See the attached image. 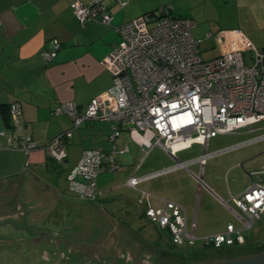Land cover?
Wrapping results in <instances>:
<instances>
[{"label":"crops","instance_id":"obj_1","mask_svg":"<svg viewBox=\"0 0 264 264\" xmlns=\"http://www.w3.org/2000/svg\"><path fill=\"white\" fill-rule=\"evenodd\" d=\"M81 1L88 3L92 0ZM70 2L0 0V131L6 133L5 137H0V226L7 225L12 230L15 226L26 227L35 231L30 239L38 241L39 238L42 243L49 239L69 242L79 260H89L94 264H102L103 261L105 264H144L145 259L158 262L162 255H167L172 264H214L264 254V225L257 227L253 237L244 236L243 232L252 229L255 221L245 229L241 219L246 218L231 200V196L240 195L252 183L264 185V176L249 178L248 173L244 172L242 176L240 172V168L245 170V165L258 164V170L264 166V157L252 160L263 147L248 150L245 154L234 152L239 149L244 151L246 147L264 141L261 138L264 134L235 140L234 145L210 154L206 147V161L231 152L217 163L218 179L226 184L217 194L203 182L206 161L202 168L196 162L201 155L185 162L188 167L175 183L176 193L150 191L154 196L181 205L186 212L187 224H195L194 234L196 236L199 231L200 240L225 232L228 224L240 230L245 240L239 248L224 252L209 250L210 247L202 242L201 250L192 249V255H187L181 248L163 247L160 238L145 231L146 225L159 228L146 220L143 207L138 202L141 184L167 176L179 168L142 180L136 189L128 187L126 181L131 175L143 178L175 165L158 170H153L152 166L143 167L144 161L140 163L138 158L142 153L139 146L132 141L127 130L122 129L117 144H126L129 151L116 156L117 171L115 174L105 171L99 175L95 202L74 203V198L66 195L68 172L76 166L82 152L93 149L107 152L111 149L108 140L111 125L104 121H86L73 128L66 115H53L54 108L64 102H74L83 109L90 100L111 87L112 76L102 62L118 46L120 37L117 29L122 24L158 9H165L172 17L188 18L194 22V17L210 13L217 7H227L230 13H236L234 19L238 21L229 20L232 25L214 35L215 45L209 49H216L217 53L210 54L209 58L219 55L222 48L217 46L215 38L223 32H240L252 48L264 52L263 45H254L247 35V32L251 36L255 33L239 23L254 17L264 21V0H119L120 3L108 0V12L112 15L109 25L99 22L81 25L69 8ZM52 40H57L60 48L50 61L45 62L41 53L49 49ZM202 45H205L204 42ZM207 47L203 50L207 51ZM13 103L18 104L21 110L23 131H27L37 145L27 155L16 149L17 139L6 148L11 130L6 126L3 110ZM69 130L71 136L63 140L66 158L55 162L44 147ZM194 145L201 147L203 152L201 145ZM199 174L202 184L196 179ZM203 189L211 196L218 211L203 199ZM229 203L234 205V210ZM194 212V218H191ZM22 215H25V221L21 220ZM83 215H88L89 219ZM220 217L228 218L223 225L220 221L218 227L211 228L210 224L219 221ZM37 232H40V237H35ZM17 239L18 234L13 235V240ZM166 241L172 245L169 240ZM150 253L158 260L150 258ZM175 253L184 256L172 258Z\"/></svg>","mask_w":264,"mask_h":264},{"label":"built area","instance_id":"obj_2","mask_svg":"<svg viewBox=\"0 0 264 264\" xmlns=\"http://www.w3.org/2000/svg\"><path fill=\"white\" fill-rule=\"evenodd\" d=\"M107 1L71 0L69 7L81 25L88 22L109 25L112 15ZM194 25L188 18L170 16L165 9L122 24L117 29L118 46L102 62L112 76L111 87L83 109L74 102L54 108L53 115H66L73 128L86 121L111 124L108 138L111 149L82 152L68 173V189L72 194L85 201H96L99 175L116 172V156L129 151L126 144H117L122 129L127 130L145 156L153 147H159L176 161L174 167L143 178L131 175L126 185L136 189L142 180L176 168L187 169L188 163L178 160L177 152L194 144L201 145L203 152L196 162L202 168L208 158L206 147L210 139L241 129L251 132L252 126L264 121V52L252 48L240 32H223L215 38L217 46L222 48L219 55L203 60V40L193 36ZM206 38L214 36L208 34ZM59 48L60 43L52 40L49 49L41 53L44 61H50ZM8 114L12 131L6 148L17 139L16 149L27 155L37 145L21 127L19 105L10 104ZM5 136L1 130L0 137ZM70 136L71 130L44 147L53 161L62 162L66 158L63 140ZM247 176L259 179L264 176V166ZM196 179L202 184L200 174ZM231 200L246 218L241 219L245 229L264 217V185L252 183L240 195L231 196ZM138 202L146 220L166 231L173 245L192 246L197 241L195 224L188 227L186 212L178 203L146 191H140ZM203 241L217 249L242 245L244 237L240 230L228 224L225 232Z\"/></svg>","mask_w":264,"mask_h":264},{"label":"rangeland","instance_id":"obj_3","mask_svg":"<svg viewBox=\"0 0 264 264\" xmlns=\"http://www.w3.org/2000/svg\"><path fill=\"white\" fill-rule=\"evenodd\" d=\"M229 10L230 8H227V7L225 8L217 7V8L212 9L210 13L205 12L198 18L194 17V23L196 24V26L192 29V34L194 35L195 38H199L203 40L205 44L201 46V56L203 60H208L210 57V54L214 55L217 53L216 49L215 51H211V49H209L210 47L215 45L214 39L206 38V36L208 34H211L214 36L218 31L225 30V28H228L229 26H231L232 24L230 25L229 20L238 21V19H234V15H236V13L233 15L232 13L229 12ZM243 21H248V19L242 20V22ZM242 22H239V23H241L243 27H246L248 28V31L252 30L255 33L253 36H251V34L247 32L248 33L247 35L251 39L252 43L254 45L261 44L264 47V21L263 20L260 21L259 19L254 17L253 19H250V21L248 22H243V23ZM206 47H207V51H204L203 49H205ZM251 128L254 131V133H249L247 132L246 129H241V130L236 131L235 133L218 135L217 137L210 139L207 144V152L210 154L211 152H215L222 148L234 145L236 143L235 140H238V139L239 140L240 139H250V138H254L256 136H260L264 134V121L252 126ZM262 147H263V150L260 152V154L255 155L252 159V160H256L257 158L264 157V141H261L249 147H246L247 149H245L244 151H240L241 149H239L234 152L239 151L240 153L242 152L243 154H245L247 153L248 150H253L255 148H262ZM201 153H202V148L197 145H193L192 148L186 151H181L177 153L176 157L180 161L186 162L189 159L198 157L199 155H201ZM229 153L231 154V152ZM229 153H226V154H229ZM226 154H223L222 156L219 155L220 157L216 156L213 158H209L206 161V164L204 167L203 182L210 189H212L215 193L217 191L220 192V190L224 189V185L226 186L225 181H220L217 176V169H218L217 163H220L221 158H223L224 156H227ZM138 158L143 159L144 161L142 165L143 167L152 166L154 168L153 170L163 169L173 164L174 165L176 164V161L172 159L171 157H169L166 153H164L159 147H153L149 151L148 155L146 156L143 153L141 154L139 153ZM258 167H259L258 164L245 165L244 166L245 170L240 168V172L243 176L244 172L249 173L253 170H256ZM191 168H194V167L192 166ZM182 173L185 174L184 168H179L176 171H173V173L171 172L167 176H162L159 178L148 180L147 182L141 184L139 187L142 188V191H146L149 193L150 191L151 192L153 191L154 193H160L163 191L165 192L167 190L170 191L171 193H176L175 186L177 185L175 183L179 181V178L182 175ZM111 174H115V173H111ZM229 184H230V181H229ZM67 185H68V182H67ZM67 189H66V195H71L74 198L72 199L74 203H77L79 205L88 204V203L92 204V202L82 200L72 195V193L70 194L69 193L70 191H68ZM201 195L203 199H206V203L210 205V207H212L215 211H218V209L216 208L217 207L216 204L211 200V196L207 193L205 189L201 190ZM229 207H231L233 210L235 209L232 203H229ZM194 215H195V212L194 214L192 213L191 218H194ZM83 217H85L86 219H89L88 215L87 216L83 215ZM221 218L222 217H220L219 221L217 220L216 222H212L210 224L211 228L214 229L218 227L220 225V221H221V224L223 225L225 223V219L227 220L228 217L222 218V219ZM133 219L134 218L132 217V220ZM138 219L139 218H136V220ZM234 223L235 225H238L237 222L234 221ZM189 225L190 224L188 223V227ZM261 225H264V217H262L260 221H255L252 229L248 231H244L243 235L248 236V237H253V235L255 234V230L257 229L258 226H261ZM145 231L147 233L153 234L157 236L158 238H160L163 247L173 249L172 245H168V242L166 241L168 240V236H169V234L166 231L162 232L159 229L153 228L151 225H146ZM198 234H199V231L196 233L197 241L194 243L193 247L184 246V245L176 246V247L178 249L180 248L183 249L187 255H192V252H191L192 249L201 250V248L203 247V243H202L203 240L199 239ZM244 243H245V240H244ZM217 254L220 255V253H217Z\"/></svg>","mask_w":264,"mask_h":264},{"label":"flooded vegetation","instance_id":"obj_4","mask_svg":"<svg viewBox=\"0 0 264 264\" xmlns=\"http://www.w3.org/2000/svg\"><path fill=\"white\" fill-rule=\"evenodd\" d=\"M32 232L35 231L26 230V227L14 231L9 226L2 225L0 228V264H94L89 260H79L72 252L69 242L66 244L57 239H49L42 243L39 238H37L38 241L34 238L30 239V236L34 234ZM17 234L18 241H14L13 235ZM35 237H40V232H37ZM149 257L158 260L152 253ZM159 261L152 262L145 259L144 264H172V260L167 258V255H162ZM102 264L105 262L103 261Z\"/></svg>","mask_w":264,"mask_h":264},{"label":"trees","instance_id":"obj_5","mask_svg":"<svg viewBox=\"0 0 264 264\" xmlns=\"http://www.w3.org/2000/svg\"><path fill=\"white\" fill-rule=\"evenodd\" d=\"M70 8V7H69ZM89 23V22H88ZM100 23V22H99ZM102 24V23H101ZM65 103V102H64ZM8 108H9V105H7V106H5V109L3 110V117H4V121H5V123H6V126L12 131V127H11V124H10V119H9V114H8ZM111 125V124H110ZM10 131V132H11ZM97 200V199H96ZM95 202V201H94ZM168 240H169V243L170 244H172V242H171V239H170V237L168 236ZM203 243H204V245H206V246H208V247H210L209 248V250L211 249V250H213V251H223L224 252V250H227V249H235V248H239V246H241V245H237V244H235V245H232V246H222L221 248H217V249H215V248H213L211 245H209V244H206L205 243V241H203ZM172 246H174V247H176L175 245H173L172 244ZM186 246V245H185ZM189 247H192V246H189ZM206 254H208L207 252H206ZM184 256V254H178V253H175V255H172V258H180V257H183ZM178 258V259H179ZM183 264H185V263H183Z\"/></svg>","mask_w":264,"mask_h":264},{"label":"water","instance_id":"obj_6","mask_svg":"<svg viewBox=\"0 0 264 264\" xmlns=\"http://www.w3.org/2000/svg\"><path fill=\"white\" fill-rule=\"evenodd\" d=\"M21 220L25 221V215H22ZM2 228V226H0ZM14 230H21V228L18 227H13ZM27 230V228H26ZM34 232H32L33 234ZM214 264H264V254L262 255H257L245 259H239V260H233V261H225V262H219V263H214Z\"/></svg>","mask_w":264,"mask_h":264}]
</instances>
